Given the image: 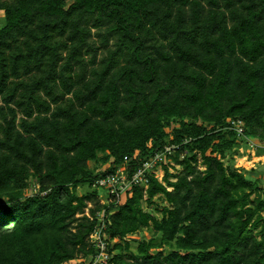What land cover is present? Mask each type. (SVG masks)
I'll return each mask as SVG.
<instances>
[{"label":"trees","instance_id":"trees-1","mask_svg":"<svg viewBox=\"0 0 264 264\" xmlns=\"http://www.w3.org/2000/svg\"><path fill=\"white\" fill-rule=\"evenodd\" d=\"M1 14L0 264L88 260L103 210L109 264H264V200L223 162L241 137L264 144V0H0ZM168 144L181 173L100 203L99 178ZM146 229L160 242L132 252Z\"/></svg>","mask_w":264,"mask_h":264},{"label":"built area","instance_id":"built-area-1","mask_svg":"<svg viewBox=\"0 0 264 264\" xmlns=\"http://www.w3.org/2000/svg\"><path fill=\"white\" fill-rule=\"evenodd\" d=\"M230 126L234 128L238 135L242 136L245 132L242 121H229ZM180 145L168 144L162 149L156 150L148 155L147 158L141 161V164L129 174L131 158L126 157L121 165L113 172L107 173L99 178L95 185L98 188H104L108 193V204L111 202L120 203L121 198L133 187L140 186L147 189L149 184V176L154 175V168L159 166L164 172L163 166H170L173 163L171 156L176 153ZM136 155L132 159H135ZM110 164H108V168ZM155 176V175H154ZM156 177V176H155ZM157 178V177H156ZM161 181V180H160ZM89 216V214H87ZM105 221V210L98 213V223L94 232L90 235V243L95 248V254L89 257L88 260L80 258L76 264H109L112 254L110 253L108 236L105 234L107 228Z\"/></svg>","mask_w":264,"mask_h":264},{"label":"rangeland","instance_id":"rangeland-1","mask_svg":"<svg viewBox=\"0 0 264 264\" xmlns=\"http://www.w3.org/2000/svg\"><path fill=\"white\" fill-rule=\"evenodd\" d=\"M69 4L73 2V0H66ZM2 14L0 15V27H2L5 23V20L2 18ZM240 137V136H239ZM173 161L172 164H170V173H181L182 167L176 163L174 159H171ZM223 162L225 166H230L232 169H236L239 172H241L247 180H250L255 183V185L258 188L259 196L264 200V170H262V166H264V144L259 143V141L256 138L248 137V138H239L236 142V146L233 147V149L228 152L226 157L223 159ZM89 167L91 170L96 172H102L106 170L105 168H108V163L105 165H100L99 163L90 162ZM122 167V165H121ZM200 169H204V166L199 164ZM154 175L159 179L163 180L164 172L161 170L159 166L154 168ZM173 180V179H172ZM31 183H34L31 181ZM35 186H32L30 188H27L24 193L25 196L33 195L35 192ZM94 188L92 187H80L79 193H87L94 191ZM97 191L99 193V200L101 204L107 203L108 201V195L107 191L104 188H97ZM5 198H0V204L4 203ZM155 202L158 205L159 208H162L167 205L166 201L163 199V197H156ZM89 208H91V204L88 205ZM88 208V209H89ZM88 209H86V214H89ZM264 215V211L262 212ZM159 216V213L157 214ZM130 241V248L131 251L134 253H137V247L139 245V242L142 240L149 241L151 239H154L155 242H160V237L157 235H154L150 230H142L138 232L135 235L129 236ZM170 245L168 243L164 242V248L167 250L169 249Z\"/></svg>","mask_w":264,"mask_h":264},{"label":"water","instance_id":"water-1","mask_svg":"<svg viewBox=\"0 0 264 264\" xmlns=\"http://www.w3.org/2000/svg\"><path fill=\"white\" fill-rule=\"evenodd\" d=\"M262 170H264V166H262Z\"/></svg>","mask_w":264,"mask_h":264}]
</instances>
